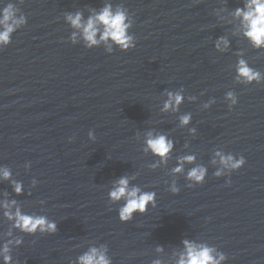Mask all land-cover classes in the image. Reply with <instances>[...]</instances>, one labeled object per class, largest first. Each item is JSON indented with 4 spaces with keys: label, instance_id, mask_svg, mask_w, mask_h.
I'll use <instances>...</instances> for the list:
<instances>
[{
    "label": "water",
    "instance_id": "water-1",
    "mask_svg": "<svg viewBox=\"0 0 264 264\" xmlns=\"http://www.w3.org/2000/svg\"><path fill=\"white\" fill-rule=\"evenodd\" d=\"M5 2L16 3L28 23L0 50V166L12 169L25 192L18 196L9 181L0 182V200L6 191L26 213L58 224L55 234L13 230L24 240L13 248L14 261L73 264L88 247L106 244L113 264H176L188 239L224 252L225 264H264V83L235 82L237 53L264 73V50L251 46L231 15L243 0ZM106 2L129 10L136 47L109 54L103 46L71 44L64 14L82 11L87 18ZM220 36L231 41L227 53L214 47ZM181 88L180 112H162L165 91ZM228 91L238 97L231 109ZM211 98L216 103L203 109ZM188 112L192 123L181 127L179 116ZM189 128L197 129L195 136ZM149 131L176 142L167 165L155 170L150 165L158 157L143 150ZM218 149L246 158L230 184L229 177L214 176ZM187 154L208 169L205 182L191 188L185 176L195 165L185 164L178 176L171 172ZM123 175L157 193V206L127 223L108 199ZM172 180L178 194L169 191ZM10 228L0 209V243Z\"/></svg>",
    "mask_w": 264,
    "mask_h": 264
},
{
    "label": "clouds",
    "instance_id": "clouds-1",
    "mask_svg": "<svg viewBox=\"0 0 264 264\" xmlns=\"http://www.w3.org/2000/svg\"><path fill=\"white\" fill-rule=\"evenodd\" d=\"M25 0H19L23 4ZM231 15L239 20L240 29L243 37L251 44L254 49L264 50V0H243L242 7H236ZM65 22L73 29L70 35V42L73 45L80 44L87 49L103 46L109 54L114 52L115 48L121 51H128L136 47V37L131 34L134 25V18L129 10L123 4L114 5L106 2L99 9H90V14L85 18L82 11L67 12L64 14ZM28 23L27 16L14 2H5L0 0V50H3L12 43V37L17 30L25 27ZM215 49L220 53H227L231 49V41L227 36H220L214 42ZM238 60L235 65V82L237 84L251 85L253 83H264V73L250 66L244 53H237ZM185 90L183 88L177 91L166 90L164 95L167 97L163 102L162 112L179 113L181 105L185 102ZM196 96H187L190 102L197 101ZM225 100L229 102V109L237 105L238 97L234 91H228L225 94ZM216 103L215 98L209 99L202 107L209 109ZM192 113H184L179 116L181 127H189L192 123ZM190 133L195 136L197 129L189 128ZM90 140L95 141L94 130L88 132ZM71 142V138L69 139ZM144 152H150L158 157L157 162L150 165L155 170L160 164L167 165L168 160L176 148V142L170 139L164 133L149 131L145 139ZM212 163L219 167L214 172L217 178L229 177L228 184L231 183V173L240 170L246 164V158L240 155L239 158L231 153H225L222 150H216ZM196 155L187 154L177 160V166L171 169L174 176L185 172L184 165H195L186 172L185 179L189 182L188 187L203 184L208 176V169L204 165L196 164ZM26 169H31V163L25 164ZM135 177L123 175L119 177L112 188L108 191V199L112 204H119L117 209L118 217L121 222L127 223L134 219L137 213L145 214L149 207L157 206V193L155 191H145L140 186L132 183ZM9 181L16 195H23L25 185L23 181L13 179V171L10 167L0 166V182ZM38 180L33 178L32 187L35 188ZM167 183V182H166ZM169 191L178 194L180 188L176 180H172ZM28 195H31L29 191ZM4 199L0 200V209L3 211V217L11 223V228L4 233L6 239L0 243V264H18L14 261L13 248L23 245V237L14 238L13 230L27 235L55 234L58 231V224L50 220L47 215L29 214L19 206L15 199H8L9 193H3ZM122 201V203H121ZM43 205L46 202L41 200ZM183 251L179 254L176 264H225L228 256L219 251L216 247L207 243H199L193 240L184 239ZM158 252H163V246H157ZM73 264H113L109 255V248L106 244L92 245L79 255ZM152 264H164L161 259H155Z\"/></svg>",
    "mask_w": 264,
    "mask_h": 264
}]
</instances>
